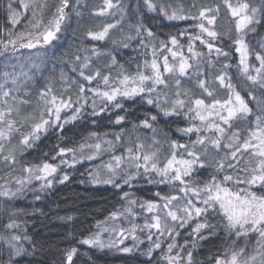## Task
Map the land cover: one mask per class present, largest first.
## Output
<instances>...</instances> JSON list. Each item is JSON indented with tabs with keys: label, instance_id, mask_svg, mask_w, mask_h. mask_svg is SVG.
I'll use <instances>...</instances> for the list:
<instances>
[{
	"label": "trees",
	"instance_id": "trees-1",
	"mask_svg": "<svg viewBox=\"0 0 264 264\" xmlns=\"http://www.w3.org/2000/svg\"><path fill=\"white\" fill-rule=\"evenodd\" d=\"M11 1L13 0H0V44L6 42V59L10 56V50L30 52L34 48L20 47L22 42L30 40L37 43V39H40L35 50L37 54L44 53L47 61L45 67L39 65L40 73L31 75L33 79L22 89L27 91L28 85H34L33 91L26 96L31 105L28 109L34 108L37 95L46 92L49 87L51 92L48 99L55 96L57 103L60 100L70 101V106L60 112L59 123L38 133L39 139L31 140L30 146H26L19 153L14 163L8 161L3 165V158H0V187L8 181L11 173H18L16 167L30 169L47 163L57 169L53 175L40 180L43 189L35 196L33 193L25 198L24 194L15 197L6 195L5 200L0 194V264H7L9 254L12 253L9 243L15 244L21 250L19 255L12 257L15 264H68L67 254L72 249L76 251L71 264H169L168 257H178L177 264H188L189 253L192 264H216L217 260H225L233 250L239 252L241 248L244 249L241 261L256 256V264H259L260 253L264 252V247L257 243L258 235L252 233L247 237H237L235 231L228 228L227 218L219 205L209 206L203 203L209 195L205 187L213 184L227 187L234 192L248 189L257 195H264V188L260 186L250 187L235 182L237 176L244 178L249 175L248 172L239 170L246 167L244 160L236 168H230L228 163L235 161L224 159L230 150L222 147L216 151L206 144L208 139L218 135L214 130H208V123L214 122L224 127L226 137L236 132L243 139L254 128V124L250 123L252 118L233 120L232 128H228L215 115L216 110L203 123L195 117L194 111H190L195 108L196 99H203L205 105L217 100L221 103L228 100L229 82L235 91L249 101L255 111L249 93L259 96L261 90L241 71L240 54L235 51L236 45L233 43L237 36L235 23L224 0H179L182 6L179 13L183 17L191 18L177 22H170L161 16L159 5L168 10L166 3L178 0H151L158 5V8L151 11L145 0H113L117 6L104 15L96 14L104 7V0H69V7L65 9L67 16L61 23L60 31L56 33V39L46 45L39 34L50 26L49 21L56 15L61 0H37V5L33 7L39 10L40 16L33 17V12L30 11V15L23 18L17 30L24 32L25 38L19 43L16 42L15 47L7 44L12 28L8 24L7 13ZM240 2L244 0H230L234 6ZM247 2L257 7L261 4V0ZM205 9H212L207 16L216 17L214 25H209L207 19L198 18L200 11ZM37 20L41 21L38 29L32 27ZM101 21V25L97 27ZM201 23L219 35L215 39L208 37L198 27ZM109 24L115 27L109 29L105 39L93 40L89 37V32H101ZM255 28V32H248L245 36L251 53L249 72L252 75H255L254 68L259 67L255 54L264 52L261 48L264 43V19ZM35 32L37 33L34 36ZM149 32L152 33L151 36L148 35ZM172 38L176 39L177 44L171 43ZM201 40L211 42L214 47L221 48L228 55L218 56L214 50L209 52ZM172 52L176 53L175 57ZM165 57L168 65L173 68L170 73L164 70ZM182 59L191 65L185 75L179 73ZM153 60L156 61L167 86L157 85L155 91H145L131 99L118 96L112 102L96 94L120 86L119 82L124 76L135 77L138 73L152 75ZM81 72L85 76H95L99 72L100 76H95L89 82ZM221 75L225 78L223 86L217 79ZM104 76L109 78L108 85L104 84ZM173 78L180 82V86H174ZM46 79L49 81L45 82ZM200 80L206 82V87L212 92L211 96L199 87ZM19 81L20 79L17 80ZM185 92L188 94L185 95ZM164 93L168 96L180 93L178 100H183L184 106L168 108L163 104L159 108L157 101L165 97ZM92 98L98 102L97 105H92ZM149 99L153 101L152 104L148 103ZM116 104L120 107H116ZM49 107L50 104L45 108L44 119H50L47 113ZM77 109L78 118L72 120L71 117L76 114ZM165 110L174 111V114L165 115ZM223 114L226 115V112ZM121 117V122L116 123ZM145 121L150 126L146 127ZM189 127L194 129L191 133L183 132V129ZM197 128L200 130L196 131ZM151 133L160 141L166 154L159 164L160 168L171 159L173 153L177 159L188 160L193 157L188 156L187 151L199 154L200 161L193 165L190 175L182 177L183 184L171 179L174 175L172 172L161 176L157 172H146L136 166L126 167L123 164V149L118 147L93 162L79 161L76 158L77 152L93 138L111 140L121 145L122 142H131L130 135L143 134L146 137ZM198 136L205 139L204 145L195 143ZM12 138L16 141L18 137L15 134ZM173 143L186 145V148H173ZM224 143L227 142H222ZM205 147L206 154L202 151ZM138 154V150L131 151L134 159ZM243 155L247 158L248 153ZM116 158H119V163ZM220 162L225 164L222 170L219 168ZM100 164L119 166L121 171H126L125 177L120 182L107 179L105 174L97 173ZM225 175L233 176V180L224 181ZM65 176L66 180L63 179ZM109 180L110 183L106 182ZM126 194L127 197L124 198ZM172 196L177 199L171 203L162 199ZM126 201L128 203L124 204ZM149 203L164 210L161 231L147 227L156 222V216L148 209ZM128 207L131 211H128ZM195 207L205 211L196 215ZM185 208L192 212L191 216L183 211ZM169 210L177 214V220L173 221L167 215ZM120 213L131 217L128 225L119 220V217L117 219ZM14 222L18 224V237L15 241L8 236L10 228L7 227ZM107 222L111 225L118 223L123 235H117L111 244L103 243V247L82 243L84 240L98 239L102 226ZM200 224L205 227L196 231ZM157 243L159 248L156 247ZM261 243L264 244V241ZM169 245H174L171 252L168 251ZM124 248L131 251L125 252Z\"/></svg>",
	"mask_w": 264,
	"mask_h": 264
},
{
	"label": "snow or ice",
	"instance_id": "snow-or-ice-1",
	"mask_svg": "<svg viewBox=\"0 0 264 264\" xmlns=\"http://www.w3.org/2000/svg\"><path fill=\"white\" fill-rule=\"evenodd\" d=\"M224 2L229 9L235 23V31L237 33V36L233 40V43L236 45L235 51L240 54L239 64L241 66V71L246 75L247 79L253 85H257L261 90L259 96L254 95L251 92L249 93V97L251 98L252 103L255 105V111L253 107L250 106L249 101L246 100L239 92L233 89V86L230 82L227 84V87L230 90V96L228 100L224 101L223 103L217 100L212 104L205 105L203 99H196L194 101L195 108L190 109V111H194L195 117L203 123L205 121H208L209 118L213 115V110H216L215 115L218 116L220 121H222L224 125H227L228 128H232L233 125L231 121L233 120L247 119L249 117L252 118L250 123L254 124V128L250 130L249 136L247 138L241 139L239 133L233 132L228 135L229 142L224 144H222V139L226 136V129L224 127H221L220 124L214 122L208 123L206 125L208 130H214L218 134L215 138L210 139L208 143L217 151H219L222 147L230 150V152L226 154L224 158L225 160H228L230 158L231 161H235V163H228L227 166L230 168H236L237 165L240 164V161L244 160L246 167L239 170L248 172L249 175L244 178H240L239 176H237L235 181L237 184H247L250 187L260 186L261 188H264V52H257L255 54V60L259 62V67L254 68L255 75L250 74L249 58L251 53L249 44L245 39L246 34L248 32H255V25L261 24L262 19H264V0H261V4L258 7L250 5L247 0H244V2H240L235 6L230 3V0H224ZM145 3L147 4L150 11L154 10L155 6L150 2V0H145ZM19 6L27 11L33 5L25 2V0H19ZM116 6L117 5L113 3V0H104V7L96 14L104 15L105 12ZM68 7L69 0H61V5L56 9V15L54 16L53 20L49 21L50 26L46 27L43 32L39 34L40 38H42L43 44H49L51 43V41L56 39V33L60 31L61 23L66 19L67 13L65 12V9ZM211 11L212 9L201 10L198 18L207 19V23L209 25H214L216 17L207 16V13ZM9 12L11 23H18L19 18L22 15L21 12L13 8L11 4H9ZM35 16L36 13L33 12V17ZM188 18L191 17L177 16L176 13L168 16V19L170 20ZM40 25L41 21L37 20L36 23L32 24V27L38 29L40 28ZM113 27H115V25L109 24L103 29V31L98 33L89 32L88 35L93 40H103L107 36L109 29ZM198 27L200 28L202 33H206L207 36L212 39H215L219 35L215 30L205 27L204 23L199 24ZM148 35L151 36L152 33L149 32ZM24 38L25 37L23 34H20V36L18 37V39L21 40H23ZM196 39H200V37H196ZM8 43L12 44L13 47H15L16 45L15 40H9ZM37 43H40V39H37ZM37 43H33L29 40L27 43H21L20 47L32 48L36 47ZM171 43L173 45L177 44L176 39L172 38ZM201 43H204L206 45V47L209 49V52H212L214 50L218 56L228 55V53L224 52L221 48L214 47L211 42L201 40ZM6 47L7 45H5V48ZM261 48L264 49V43L261 44ZM172 55L175 57L176 53L172 52ZM77 59H79V57H77ZM85 67H87V65H85ZM190 67L191 65L188 63V61L182 59L179 66L180 75H185L186 70ZM225 67H228V65H225ZM151 68L153 70L152 75L138 73V75L135 77L124 76L123 79L119 82L120 86L111 88V91L97 92L96 94L102 96L108 102H112L115 101L118 96H123L131 99L137 95H140L141 93H144L145 91H155V86L157 85L167 86L166 81L162 77L160 69L155 60L152 61ZM164 70L165 72L169 73L173 71V68L168 65L166 57ZM80 74L84 77L85 80L89 82L95 79V76H100L99 72H97L95 76H85L83 72H81ZM5 75H7V73ZM102 79L105 85L109 84V78L107 76L102 77ZM217 79L220 81L222 86L225 84V78L223 75L217 77ZM149 81L151 82V84H147V82ZM13 83H15V80H13ZM177 84H179V81H177ZM198 84L199 87L204 89V91L209 96L212 95V92L206 87V82L204 80H200ZM3 88L4 85L0 84V89ZM83 90V87H81V91ZM50 92L51 88L49 87L46 92L41 93V97L45 100V104L51 105V107L47 109V113L50 119H44L43 114H41L40 122L32 126L33 130L31 133L22 136V139L20 141L21 144L30 146L31 140L39 139L38 133H40L41 131H47V127L57 125L61 119L60 112L62 111V109L68 108L70 106V101L65 102L63 100H60L59 103H57V97L55 96H52L50 99H48ZM177 95H179V93H177ZM8 96L9 92L4 91L3 97ZM4 103L7 104V101L5 100ZM22 103H27V101H22ZM148 103L152 104L153 101L149 99ZM184 103L185 102L183 100H177L175 102V104L181 108L184 106ZM217 105H219V110H217ZM116 107H120V105L116 104ZM14 110L16 109H14L12 106H8L6 111H0V124L6 125V129L0 130V140L10 139V134L13 131H18V129H16L14 126L15 121L6 118L8 116H11ZM78 112L79 109H77L76 114H73V116L71 117L72 120L78 118ZM223 112H226V115H224ZM164 114L172 115L174 114V111L169 112L165 110ZM53 117L54 119H51ZM122 119V117L118 118L116 123H120ZM152 119L154 120L155 117L153 116ZM144 124L146 127L150 126L148 125L147 121H145ZM193 130V128L189 127L183 129V132L191 133ZM195 130L199 131L200 129L197 128ZM195 143L204 145L205 139L198 136ZM96 147L99 148V145H96ZM172 147L186 148V145H176L175 143H173ZM0 151H3L2 144H0ZM202 151H204L206 154L207 147H205ZM63 153L64 150L62 149L61 154ZM243 153H248L247 158L244 157ZM154 155L155 154L153 153L151 156H143V160L145 163L143 165L137 164L136 167H144L146 172L149 170L156 171L161 176H167L169 172H172L174 173V175L171 177V179L180 181L181 184L184 183L182 177L190 175L193 165L200 161L199 154H197V152L195 151L189 150L187 151V155L193 157V159H177L175 153H173L171 159L167 160L166 164L162 168H158L155 161H153L151 165H149V161H152V157ZM92 158L94 157H89V159ZM116 159L117 163H119V158ZM135 159L139 160L140 157H136ZM4 160L14 163L15 157L12 155L5 156ZM174 165L179 166L175 167ZM201 167H203V164H201ZM224 167L225 164L223 162H220L219 168L222 170ZM27 171L33 170L27 169ZM38 171L43 172L45 175L37 176V179H46L47 176L53 175L57 171V169L53 165L45 163L43 165V168L39 169ZM63 179L66 180L67 176H65ZM223 179L224 181H232L233 176L225 175ZM106 182L110 183L111 181L109 180ZM125 182L127 183V181ZM181 191H185V189H181ZM205 191H207L209 195L203 201V203L209 206L218 204L219 208L223 211L225 217L227 218L228 228L234 230L237 237H247L252 233H256L259 237L257 243L261 244V246L264 247V244L261 243L262 241H264V195H257L255 192L248 189H240L239 191L234 192L227 187H221L219 184L208 185L205 187ZM241 193H243V195ZM195 194L199 195V193ZM3 195H7V193H3ZM162 199H166L168 203H171V201L177 199V197H162ZM189 203H191V201H189ZM155 207L156 205L154 204H148L149 211H152ZM165 207H167V204L165 205ZM183 211H185L189 216L192 215V212L189 211L188 208L183 209ZM194 211L196 215H200L205 211V209L195 207ZM167 215L170 216L173 221L178 219L177 214L171 210L168 211ZM154 219L156 222L152 225H147V227L155 228L157 231H161L162 225L160 222V218L155 217ZM7 227L11 228L13 227V225L9 224L7 225ZM203 227H205V225H198L196 231H199V229ZM121 235H123V233H121ZM149 238L151 239V237ZM16 239L17 237H12V240ZM133 239H135V237H133ZM82 243L89 245H98L100 247L104 246L99 241V239L84 240L82 241ZM8 247L13 249L14 251L9 254V260L7 261V264H15L12 257L13 255H19L21 250L16 248L15 244L12 243H9ZM156 247H160L159 243L156 244ZM173 247L174 245H169L168 251L171 252ZM75 251V249H72V251L67 254L68 264H71ZM123 251L130 252L131 249L124 248ZM243 254L244 249L241 248L239 252H233L229 260H217L216 264H248V259H245L243 261L239 259V257L243 256ZM168 259L169 264H177L179 258L168 257ZM250 259L252 261H256L257 257L251 256ZM188 264H192L191 253L188 254ZM259 264H264V252L260 253Z\"/></svg>",
	"mask_w": 264,
	"mask_h": 264
},
{
	"label": "rangeland",
	"instance_id": "rangeland-1",
	"mask_svg": "<svg viewBox=\"0 0 264 264\" xmlns=\"http://www.w3.org/2000/svg\"><path fill=\"white\" fill-rule=\"evenodd\" d=\"M25 2H28L30 4H32L33 6L37 5V0H25ZM150 2L158 8V5H156L154 2H152L150 0ZM17 3V4H15ZM9 4H11L13 6V8H15L17 11L21 12V16L19 18V22L16 24L11 23L10 20V12H9V5H8V24L10 25L11 31H10V35L8 37V41L9 40H15L16 42L19 43V41H21V39H18V37L20 36V34L25 35L24 32H18V28L20 27V23L23 22V18H25L26 16L30 15V11L35 12L37 18H39V10L36 7H30L27 11H25L23 8H21L19 6V0H13L11 2H9ZM166 5L169 7V9L167 10L165 7L163 8L161 5H159V9H160V15L163 16L166 20L168 21H173V22H177L180 21V19H168L169 15H172L173 13H176L177 16H181V13H179L181 6V2L178 0L176 2H172L169 1L168 3H166ZM102 21L99 22L97 24L101 25ZM17 31V32H14ZM37 32L34 33V36L36 35ZM27 37V36H26ZM28 41L22 42V43H27ZM8 44V42H7ZM6 42L5 44H0V84L4 85L3 89H0V111H6L8 106H12L14 109L11 116L6 117L9 120H13L15 121V128L18 129V131H13L10 134V139H5V140H0V144L3 145V151H0V158H3V162L5 165L6 163H8V161L4 160L5 156H9L12 155L16 158H18L19 153H21L22 151H24L26 149V146L21 144V139L24 133H30L32 132L33 128L32 126L38 122H40L41 119V114H43L44 117V111L45 108L47 107V105L45 104V100L41 97V94L39 93L36 97V102L34 105V108L32 109H28L31 107L28 99L26 98V96H29V93L33 91L34 89V85H28L27 86V91H23L25 89V86L27 85V82H31V79H33V75L35 73L39 74L40 72H38V67H41L39 65H43V67L46 66L47 61H46V57L43 54H37L35 47L27 52H15L13 50H10V56L7 57L6 59V48H5ZM35 50V51H34ZM3 54H5L3 56ZM34 56V57H33ZM3 60V61H2ZM42 67V68H43ZM40 70V69H39ZM6 71L8 72L7 75ZM35 74V75H37ZM32 75V76H31ZM35 78V76H34ZM6 79H8V82L6 83ZM19 82H17V80H19ZM13 80H15V83H13ZM49 79H46L45 82H48ZM173 81H175L174 86H180V82L179 84H177V79L173 78ZM22 83V84H21ZM23 89V90H22ZM4 91H8L9 92V96L8 97H3V92ZM188 93L185 92V95H187ZM180 95V93H179ZM165 97H162L161 99H158L157 101V105L160 108L161 105L165 104L166 107L168 108H174V106L176 105L175 102L178 100V95L177 94H172L171 96L166 95V93H164ZM181 96V95H180ZM169 97V98H168ZM101 99V98H100ZM168 99V100H167ZM7 101V104L4 103V101ZM95 100V98L91 99V103H93L92 105H97L98 102L93 101ZM22 101H27V103H22ZM95 103V104H94ZM95 107H99V106H95ZM173 112V111H172ZM6 129V125L4 124H0V130H4ZM18 137L17 140H13L12 135H15ZM131 142H122L121 145H118L115 143V141H111V140H103V139H98L96 140V138H93L91 141H89L87 144H85L78 152H77V156L76 158L79 161H95L97 159H99L101 157V155H104L108 152H110L114 147H118V149H123L122 153L124 155V160H123V164L126 167H134L137 164L143 165L145 162L143 160V156L145 155H149L151 156L153 153L155 154L152 157V161H149V165H151V163L153 161H155L156 165L158 168H160L161 166H159V164L162 162V160L166 157V154L163 151V146L160 145V141L154 136V134H150L149 136L144 137L143 134H141L140 136L138 135H130ZM215 138V137H214ZM138 139V140H137ZM212 139V138H210ZM208 139V141L210 140ZM207 141V145L211 146ZM226 141L227 143L229 142L228 140V136L224 137L222 139V142ZM134 144V146H133ZM96 145H99V148L96 147ZM209 150L212 151L211 148H208ZM132 150H138L139 154L138 156L140 157L139 160L134 159L131 157V151ZM216 150V149H215ZM217 151V150H216ZM137 156V157H138ZM89 157H94L92 159H89ZM165 163V162H163ZM121 164V165H123ZM1 166V165H0ZM111 166V167H109ZM98 167H100L97 170V173L99 174H105L107 176V179H111V180H115L117 182H120L123 180V178L125 177V173L126 171H121V169H119L118 167H115L112 164H108V165H99ZM43 166H33L30 167V169H32L33 171H27V169H23V168H17L18 173H11L9 175V179L8 181H6V183H3V185L0 187V194L3 196V198L6 200V195H3V193H7V195H12L13 197L18 196L20 194H24V198L29 196L30 194L33 193V195H37L39 193V190L43 189V186L40 182V180L43 179H37V176H44L45 174L43 172L38 171L39 169H42ZM142 168L143 170L144 167H139ZM128 170V169H127ZM4 171V169H3ZM152 171V170H149ZM156 172V171H154ZM6 174V172H4ZM19 173H21V176H18ZM6 178V176H5ZM52 181V180H51ZM36 186H33L35 185ZM12 197V198H13ZM127 197V194L124 196V198ZM128 202H124V204H127ZM128 211H131V208L128 207ZM154 216L159 217L160 218V222L162 219V215L164 214V210L157 206L151 211ZM119 217V220H123L125 222V225H128L131 221V217L127 216L124 213H120L117 216V219ZM124 217V218H123ZM116 219V220H117ZM118 220V221H119ZM116 222V221H115ZM18 225L16 222H14L13 227L10 228L9 233L10 237H18V235L16 234V229ZM14 231V233H13ZM122 233V228L121 226L117 223L114 224H110V223H106L104 226H102L101 229V234L98 235V239L99 241H101V243H106V244H111L112 241H114L117 237V235ZM104 234V236H103ZM15 241V240H14ZM109 246V245H107ZM11 249V248H10ZM11 251L13 252L14 250L11 249ZM233 252H237L236 250H233L230 255L228 256V258H226L225 260H229L231 258V255ZM240 259V257H239ZM252 261L251 259L248 260V263L250 264H256L258 261Z\"/></svg>",
	"mask_w": 264,
	"mask_h": 264
}]
</instances>
